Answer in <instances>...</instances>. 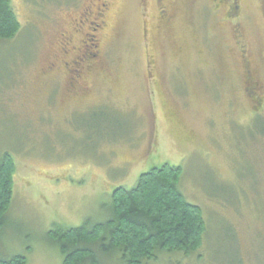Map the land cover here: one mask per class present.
<instances>
[{
  "label": "rangeland",
  "instance_id": "374dc122",
  "mask_svg": "<svg viewBox=\"0 0 264 264\" xmlns=\"http://www.w3.org/2000/svg\"><path fill=\"white\" fill-rule=\"evenodd\" d=\"M89 1L10 0L20 31L0 43V158L15 169L0 259L63 264L56 229L108 221L117 188L170 165L207 231L191 258L150 264H264V0H165L169 25L158 0H115L83 95L61 64L47 68ZM245 50L262 87L251 102Z\"/></svg>",
  "mask_w": 264,
  "mask_h": 264
},
{
  "label": "trees",
  "instance_id": "16d2710c",
  "mask_svg": "<svg viewBox=\"0 0 264 264\" xmlns=\"http://www.w3.org/2000/svg\"><path fill=\"white\" fill-rule=\"evenodd\" d=\"M20 22L10 0H0V43L11 41ZM15 162L0 158V231L7 223L13 194ZM181 168L170 165L143 173L131 190L117 188L112 195L111 218L87 221L77 228H58L55 243L63 264L158 263L161 255L191 258L203 245L207 226L203 211L180 192ZM0 264H28L25 255L0 259Z\"/></svg>",
  "mask_w": 264,
  "mask_h": 264
},
{
  "label": "flooded vegetation",
  "instance_id": "af4514ba",
  "mask_svg": "<svg viewBox=\"0 0 264 264\" xmlns=\"http://www.w3.org/2000/svg\"><path fill=\"white\" fill-rule=\"evenodd\" d=\"M114 2L115 0H90L89 8L73 21L72 32H62L59 45L60 53L65 58L51 63L47 69L48 71H52L61 64L67 70L70 75L67 86L69 92H81L80 94L83 95L88 94L89 85L85 77L97 65L102 53L101 39H99V36L107 28V17ZM230 2H233V5L236 6L234 9H239L238 0H219V4H223V6L228 5ZM158 5H160L158 11L160 19L166 25H169L174 17L171 8L165 4V0H158ZM229 9H231V5H229ZM93 14L96 16L94 20H92ZM89 31H92V34ZM242 54L243 65L248 68L246 85L249 86V93L247 92V99L250 98L249 101L251 102L256 95L259 96L262 87L258 83L256 71L252 70V61L249 60V52L245 50ZM257 104L259 106V103ZM259 126L263 125L261 124ZM239 263H241V260L236 262V264Z\"/></svg>",
  "mask_w": 264,
  "mask_h": 264
}]
</instances>
